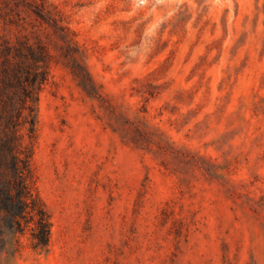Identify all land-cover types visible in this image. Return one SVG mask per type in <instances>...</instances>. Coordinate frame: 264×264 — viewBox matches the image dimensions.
Listing matches in <instances>:
<instances>
[{
	"label": "rangeland",
	"instance_id": "rangeland-1",
	"mask_svg": "<svg viewBox=\"0 0 264 264\" xmlns=\"http://www.w3.org/2000/svg\"><path fill=\"white\" fill-rule=\"evenodd\" d=\"M12 1L0 49L37 32L55 59L33 156L49 248L12 264H264V0H45L71 48Z\"/></svg>",
	"mask_w": 264,
	"mask_h": 264
},
{
	"label": "trees",
	"instance_id": "trees-1",
	"mask_svg": "<svg viewBox=\"0 0 264 264\" xmlns=\"http://www.w3.org/2000/svg\"><path fill=\"white\" fill-rule=\"evenodd\" d=\"M8 6L30 9L44 27L57 33L62 44L69 48L75 44L68 26L47 9L45 0H13ZM54 61L37 32L32 42L17 36L13 43L5 40L0 49V264H12L25 246L34 252L49 248L51 217L37 189L33 156L39 92L50 79ZM79 66L70 68L77 84L86 94L99 96L92 75ZM140 132L147 136L146 131Z\"/></svg>",
	"mask_w": 264,
	"mask_h": 264
}]
</instances>
